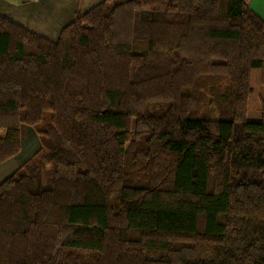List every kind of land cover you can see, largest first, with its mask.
<instances>
[{"label": "trees", "instance_id": "trees-1", "mask_svg": "<svg viewBox=\"0 0 264 264\" xmlns=\"http://www.w3.org/2000/svg\"><path fill=\"white\" fill-rule=\"evenodd\" d=\"M256 67L246 0H103L57 40L0 14V164L41 141L0 183V264H264Z\"/></svg>", "mask_w": 264, "mask_h": 264}, {"label": "crops", "instance_id": "crops-1", "mask_svg": "<svg viewBox=\"0 0 264 264\" xmlns=\"http://www.w3.org/2000/svg\"><path fill=\"white\" fill-rule=\"evenodd\" d=\"M103 0H0V14L48 39L57 40L62 29L70 24L78 12H85ZM264 20V0H246ZM32 141H21L20 152L0 164V183L39 148L34 132L29 131ZM36 133V132H35ZM38 137V135H36Z\"/></svg>", "mask_w": 264, "mask_h": 264}, {"label": "rangeland", "instance_id": "rangeland-1", "mask_svg": "<svg viewBox=\"0 0 264 264\" xmlns=\"http://www.w3.org/2000/svg\"><path fill=\"white\" fill-rule=\"evenodd\" d=\"M250 84L252 86V92L248 100V111L247 119L250 121H259L262 118V110L264 105V67L252 68L250 75ZM229 106L227 104H221L215 106V109H212L208 116L211 118H225L229 115ZM34 132L35 140L40 141V138L37 137L34 129L28 125L21 126V135L22 140L32 141L30 138V132ZM41 145V141H40Z\"/></svg>", "mask_w": 264, "mask_h": 264}, {"label": "built area", "instance_id": "built-area-1", "mask_svg": "<svg viewBox=\"0 0 264 264\" xmlns=\"http://www.w3.org/2000/svg\"><path fill=\"white\" fill-rule=\"evenodd\" d=\"M29 1H31V2H37V1H39V0H29Z\"/></svg>", "mask_w": 264, "mask_h": 264}]
</instances>
